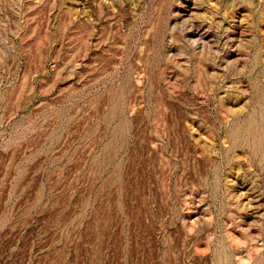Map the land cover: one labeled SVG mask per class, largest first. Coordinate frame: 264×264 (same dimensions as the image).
<instances>
[{
    "label": "rangeland",
    "instance_id": "374dc122",
    "mask_svg": "<svg viewBox=\"0 0 264 264\" xmlns=\"http://www.w3.org/2000/svg\"><path fill=\"white\" fill-rule=\"evenodd\" d=\"M0 264H264V0H0Z\"/></svg>",
    "mask_w": 264,
    "mask_h": 264
}]
</instances>
